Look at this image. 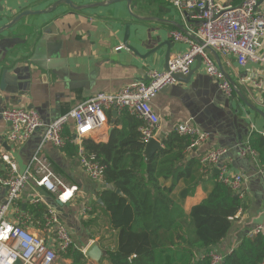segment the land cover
<instances>
[{
  "label": "crops",
  "instance_id": "crops-1",
  "mask_svg": "<svg viewBox=\"0 0 264 264\" xmlns=\"http://www.w3.org/2000/svg\"><path fill=\"white\" fill-rule=\"evenodd\" d=\"M43 1L0 0V26L27 8L37 6V9H44L51 3L50 0ZM77 1L82 3L86 0ZM172 1L151 0L148 4L155 10L140 12L143 17L160 21L132 22L128 44L134 50L124 43L126 23L130 19L124 5L90 12H75L63 7L54 16H41L24 21L34 28L18 27L15 35L19 36L17 33L24 32V37L0 39V57L3 56L2 49L13 45L18 47L22 41L34 39V30L39 32L38 36L36 34L39 40L57 37L58 43L61 44L60 56L53 59L55 67L52 70H43L30 60L22 61L20 67L30 69L27 68L20 74L21 80L11 82L4 92H0V173L5 175L8 172V166L1 160L2 155L9 154L16 162L19 172L23 173L32 158L40 153L50 162L55 174L66 185L78 188L74 201L57 211L64 224L68 226L69 221L75 224L74 229L68 226L75 233L84 230L81 227V211L85 207H92V203L98 200L99 191L103 189L104 184L93 182L84 174L80 167L79 152L77 155L74 148L65 151L66 147L59 149L49 143L43 144V131L35 133L24 144L18 145L8 140L9 126L2 119L1 113L10 108L35 110L43 121L50 123L98 93L115 94L129 84L147 81L152 71H166L164 56L168 47L165 44H170L172 48L170 60L188 51L187 44L175 41L172 33L181 32L178 29L180 26L195 36L201 25V21L195 18V12H180L173 7ZM216 1L227 7H236L244 0ZM258 9L264 10V1ZM47 28L49 32L46 33ZM120 46L123 48L118 51ZM159 46L163 47L157 55L146 58L150 50ZM220 57L226 73L225 79L231 86H236L238 93L250 105L264 112L262 66L248 63L242 67L232 56ZM192 71L188 82L185 79L167 87L152 101L151 106L154 113L160 116L157 130L159 141L174 131L179 124L189 122L210 136L209 141L197 149L196 156L215 148L228 150L218 167L206 173L196 168L193 177L182 184L183 188L190 189L185 204L186 210L200 203L213 190L216 181L211 176L219 175V167L227 166L232 175L244 176L240 193L245 202V209L238 213L240 215L234 220L226 239L214 249L224 256L237 248L245 236H250L252 230L264 226V160L262 162L259 157H242L239 151L240 146L252 141L255 147L259 146L261 133L264 132V118L247 107L236 90L233 89L231 98L227 97L207 76L202 61L199 63L196 60ZM114 112L107 111L106 127L93 132L88 136L89 139L97 144L109 142L118 118V115L114 118ZM69 135L74 138L72 124L63 131L66 141ZM71 145L79 150L78 145ZM36 195L42 200L32 204L30 200ZM5 199L6 190L0 186V202H5ZM56 200L55 196L44 189L36 188L31 181L18 201L19 216L13 210L10 217L12 220L17 217L21 219L23 216L32 218L36 224L29 225L30 230L48 238L49 234L43 226L44 219L49 209L55 207ZM85 232L90 233L87 230ZM95 242L99 243L98 240ZM102 242L106 241L102 239L98 244L100 248ZM87 246V243H78L76 248L86 250ZM68 260L72 262L71 259Z\"/></svg>",
  "mask_w": 264,
  "mask_h": 264
},
{
  "label": "built area",
  "instance_id": "built-area-1",
  "mask_svg": "<svg viewBox=\"0 0 264 264\" xmlns=\"http://www.w3.org/2000/svg\"><path fill=\"white\" fill-rule=\"evenodd\" d=\"M172 4L180 12H195V18L201 21L195 36L203 45L181 32L172 33L175 41L187 44L188 51L174 56L169 61L168 70L152 71L147 81L129 84L115 94L98 93L50 123L43 121L35 110L5 109L1 117L9 126L8 140L18 145L24 144L35 133L43 131V144L49 143L63 149L68 142L63 137V131L72 124L74 139L70 142L79 147L82 171L91 181L103 184L105 167L85 152L83 139L106 127L107 111L114 110L118 114L128 111L140 119L143 122L139 129L142 141L148 144L153 139L158 140L157 130L160 125V116L154 113L152 101L163 89L177 83L175 75L187 76L197 58L201 59L207 76L219 89L227 97L233 96L231 84L207 53V47L214 49L221 56L236 58L242 67L248 63L259 64L264 72V10L258 9L259 0H244L236 7L224 6L216 0H173ZM122 48L120 46L117 50ZM175 131L192 139L189 153L196 154L197 149L210 139L207 132L189 122L179 124ZM261 134L264 141V132ZM239 151L242 157L258 158V153L249 143L240 146ZM227 154V149L215 148L201 155L202 172L206 173L218 167ZM1 160L8 166V172L5 175L0 173V186L6 190L5 202H0V264H70L65 256L76 246L71 230L60 221L55 208L49 209L44 219L43 226L49 234L48 238L30 230L29 225L36 224L32 218L23 216L21 219L17 217L12 220L10 214L15 210L19 216L18 201L31 181L36 188L44 189L64 205L74 199L78 188L65 185L52 171L50 162L40 153L32 158L23 173L19 172L16 162L9 154L2 155ZM219 170V180L240 193L244 176L232 175L227 166H221ZM240 197L242 198V193ZM41 200L39 195H36L32 196L30 202L36 204ZM92 212V207H86L81 211V217L87 219ZM239 215L237 214L234 220ZM260 234L264 237V226L252 230L250 237ZM210 258L212 264H223L224 256L216 251L210 253ZM261 264H264V260Z\"/></svg>",
  "mask_w": 264,
  "mask_h": 264
},
{
  "label": "trees",
  "instance_id": "trees-1",
  "mask_svg": "<svg viewBox=\"0 0 264 264\" xmlns=\"http://www.w3.org/2000/svg\"><path fill=\"white\" fill-rule=\"evenodd\" d=\"M142 125L135 115L123 111L108 143L83 139L85 152L105 167L103 184L108 187L99 191L98 200L92 203L95 217L83 221L82 228L89 231L103 220L114 233L112 243L101 245L103 260L109 264H212L210 253L226 239L234 218L245 209L243 198L222 183L219 175H212L213 190L186 210L190 189L182 184L193 177L196 168L202 170L200 156L188 152L192 139L174 130L160 139L161 150L147 160L139 131ZM73 139L69 135L65 151L74 148L78 155L70 142ZM262 139L258 147L254 141L250 145L263 162ZM94 236L90 234L91 239ZM65 257L73 264L89 262L75 247ZM263 260V235H247L224 255L223 264H261Z\"/></svg>",
  "mask_w": 264,
  "mask_h": 264
},
{
  "label": "water",
  "instance_id": "water-1",
  "mask_svg": "<svg viewBox=\"0 0 264 264\" xmlns=\"http://www.w3.org/2000/svg\"><path fill=\"white\" fill-rule=\"evenodd\" d=\"M44 2L43 0H41ZM51 3L45 7L44 9H37V6H32L30 8H27L20 12L15 17L8 20L6 23L2 24L0 26V39H9L14 37H24L25 33L20 32L17 33L19 36L15 35V31L18 30V27L22 28H33V25L26 24L24 21L28 20L29 18H39L41 16H54L55 14H58L57 12L63 8L67 7L72 11L75 12H90V11H96L99 9H109L111 7H115L118 5H124L126 9V13L128 15L129 21L126 23V34L124 38V43L126 46H128L131 50H134L129 44V38H130V27L132 25V22L134 21H160L155 18H150L146 16H142L143 14H140V12L147 10L152 11L155 10V8L148 4L151 0H86L82 3H79L77 0H50ZM264 0H259L260 5ZM141 9V10H140ZM24 28V29H25ZM178 29L184 33L185 35L191 37L193 40H195L197 43L203 45V43L195 38L196 36H193L186 28L178 26ZM33 33L39 35V32ZM49 32L48 28L46 30V33ZM43 35H45L44 32H42ZM35 34L34 39H29L22 41L20 45L17 46H10L6 49H2L3 56L0 57V92H4L6 90L7 85H9L11 82L21 80L20 74H23L27 68L30 69V67L27 68H21L20 63L22 61H28L32 62V64L36 65L39 68H42L43 70H52L55 67V64L53 59H56L60 56V47L61 44L58 43V38H45L43 40H39L38 37ZM18 39V38H17ZM168 49L164 56L165 58V69L168 70L170 56H171V45L165 44ZM163 46L156 47L149 51L148 57H153L159 53V51L162 49ZM207 53L212 57V59L215 61L218 69L226 75L224 67L221 62V55L215 51L214 49L207 47L206 48ZM197 61L201 63V59L197 58ZM193 71L187 75H175V79L177 82L183 81L186 79V82L190 80L192 77ZM232 83V82H231ZM233 84V83H232ZM233 89L236 90L238 93V90L236 86L232 85ZM166 89V88H165ZM164 90V89H163ZM162 90V91H163ZM239 96L242 98L243 102L247 107H249L251 110L261 114V116L264 118V112L248 103L246 99L242 97L240 93H238ZM2 98H0L1 100ZM118 113L114 112V118H116ZM112 131V129H111ZM161 150V142L153 139L148 144H146V150H145V156L146 159L149 160L151 157L155 155L158 151ZM108 186L103 185L102 188L106 189ZM117 194L120 196H123V193L118 190ZM100 204H102V200L98 201ZM57 209H61L63 207V203L60 200H56ZM85 257L93 264H101V261L103 260L105 254L104 251L100 248L98 245V242H92L90 246L85 250L84 252ZM20 264V263H19Z\"/></svg>",
  "mask_w": 264,
  "mask_h": 264
},
{
  "label": "rangeland",
  "instance_id": "rangeland-1",
  "mask_svg": "<svg viewBox=\"0 0 264 264\" xmlns=\"http://www.w3.org/2000/svg\"><path fill=\"white\" fill-rule=\"evenodd\" d=\"M51 168H52V166H51ZM52 171H53V169H52ZM54 172V171H53ZM55 173V172H54ZM62 180V179H61ZM63 181V180H62ZM66 185V184H65ZM68 186V185H67ZM68 187H72V186H68ZM77 193H78V191L76 192V195H77ZM76 198V196L74 197V199ZM74 199L72 200V201H70L69 203H72L73 201H74ZM69 203H67V204H69ZM55 205V209H56V211H58V210H61V209H57V205H56V203L54 204ZM66 205V204H65ZM64 206V205H63ZM86 208V207H85ZM50 209H52V208H50ZM59 215V214H58ZM90 216L89 217H87V219H83V221H86V220H89L90 218H93V216H92V213L91 214H89ZM60 217V216H59ZM60 219V221L64 224V222L62 221V219H61V217L59 218ZM82 222V221H81ZM67 224H68V226L70 227V229H74L75 227H74V223L73 222H71V221H69V222H67ZM68 227V228H69ZM82 227V226H81ZM83 229V228H82ZM86 230H82V231H77L78 233H75V231H72L71 230V233H72V236H73V239H74V242H75V246H77V244L79 243V244H81V243H87L88 244V246H90L91 245V242L94 240V242L95 241H99V243H101V241H102V239H104L106 242H113V240H114V237H115V235H114V233H112L110 230H108V228H107V225L105 224V223H103V220L101 221V224L100 225H98V227H96V226H93L90 230H89V234H87L86 232H85ZM91 233H93L95 236H94V238L93 239H91L90 238V234ZM96 239V240H95ZM90 241V242H89ZM89 242V243H88ZM98 243V244H99ZM102 244H104L103 242H102ZM101 244V245H102ZM87 246V247H88ZM87 249V248H86ZM104 259V258H103ZM70 264H73V262H70ZM88 264H93V263H91L90 261L88 262ZM101 264H109V262L108 261H106V260H102L101 261Z\"/></svg>",
  "mask_w": 264,
  "mask_h": 264
}]
</instances>
